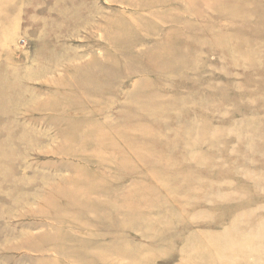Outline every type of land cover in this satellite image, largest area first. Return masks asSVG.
I'll use <instances>...</instances> for the list:
<instances>
[{
	"label": "rangeland",
	"instance_id": "obj_1",
	"mask_svg": "<svg viewBox=\"0 0 264 264\" xmlns=\"http://www.w3.org/2000/svg\"><path fill=\"white\" fill-rule=\"evenodd\" d=\"M0 264H264V0H0Z\"/></svg>",
	"mask_w": 264,
	"mask_h": 264
}]
</instances>
